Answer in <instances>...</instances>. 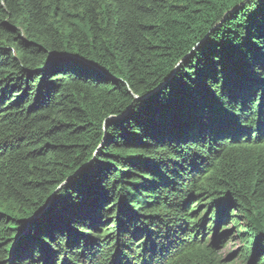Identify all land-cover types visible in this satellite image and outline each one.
Instances as JSON below:
<instances>
[{
    "label": "trees",
    "instance_id": "obj_1",
    "mask_svg": "<svg viewBox=\"0 0 264 264\" xmlns=\"http://www.w3.org/2000/svg\"><path fill=\"white\" fill-rule=\"evenodd\" d=\"M261 65L264 0H0V264H264Z\"/></svg>",
    "mask_w": 264,
    "mask_h": 264
},
{
    "label": "water",
    "instance_id": "obj_2",
    "mask_svg": "<svg viewBox=\"0 0 264 264\" xmlns=\"http://www.w3.org/2000/svg\"><path fill=\"white\" fill-rule=\"evenodd\" d=\"M179 64H180L179 62L176 64V66L174 67V69L172 70V72L168 75L167 79H169V78L173 75V73H174V72L176 71V69L179 67ZM165 82H166V81H165ZM165 82L159 84L155 89H153V90L148 94L147 97H149V96H153L154 94H156V93L159 91L160 87H161ZM77 174H78V173H77ZM49 205H50V200H48V202L46 203V205H45V206H44L39 212H37L35 215H33V216L30 218V220H35V219L41 217V216L47 211ZM25 232H26V228L24 227V228H22L21 231L19 232V234H18L16 240L20 239V238L23 236V234H24ZM12 253H13V246H12V247L10 248V250H9V255L12 254Z\"/></svg>",
    "mask_w": 264,
    "mask_h": 264
},
{
    "label": "rangeland",
    "instance_id": "obj_3",
    "mask_svg": "<svg viewBox=\"0 0 264 264\" xmlns=\"http://www.w3.org/2000/svg\"><path fill=\"white\" fill-rule=\"evenodd\" d=\"M240 247V244L238 241H229L226 246L221 251V255H225L228 252L235 251L237 248Z\"/></svg>",
    "mask_w": 264,
    "mask_h": 264
},
{
    "label": "snow or ice",
    "instance_id": "obj_4",
    "mask_svg": "<svg viewBox=\"0 0 264 264\" xmlns=\"http://www.w3.org/2000/svg\"><path fill=\"white\" fill-rule=\"evenodd\" d=\"M261 70L264 71V65H261ZM22 259H27V257H23ZM33 264H39V261H34ZM55 264V262H53Z\"/></svg>",
    "mask_w": 264,
    "mask_h": 264
}]
</instances>
